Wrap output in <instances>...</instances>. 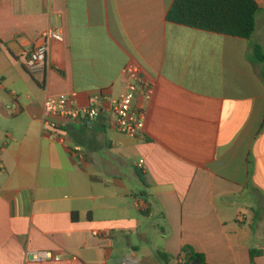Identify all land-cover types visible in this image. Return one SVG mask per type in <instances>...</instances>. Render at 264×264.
Instances as JSON below:
<instances>
[{"label": "crops", "instance_id": "obj_1", "mask_svg": "<svg viewBox=\"0 0 264 264\" xmlns=\"http://www.w3.org/2000/svg\"><path fill=\"white\" fill-rule=\"evenodd\" d=\"M175 1L0 0V264H264V0L251 39L169 22ZM132 64L154 86L139 138L114 116ZM60 96L103 113L48 116Z\"/></svg>", "mask_w": 264, "mask_h": 264}, {"label": "built area", "instance_id": "obj_2", "mask_svg": "<svg viewBox=\"0 0 264 264\" xmlns=\"http://www.w3.org/2000/svg\"><path fill=\"white\" fill-rule=\"evenodd\" d=\"M48 40L63 43L64 35L61 31H50L43 37L44 43L35 47L26 59L25 64L28 72L34 74L44 68L47 59L46 43ZM126 78L128 91L114 107L115 126L119 133L131 138H139L143 136L145 131L146 110L142 105H135V100L141 94L146 102L151 101L154 96V86L153 83L142 78V69L135 64L129 65L126 69ZM45 110L48 116L83 122L95 121L103 113V110L96 105L87 109H80L75 97L68 96L48 99L45 103ZM46 124L52 132L58 131L59 126L56 123L46 121ZM72 154L79 158L81 149L74 147ZM2 169L3 166L0 165V171ZM95 234L98 236V233ZM32 260L43 263L51 260L59 261V258H54L52 253H34Z\"/></svg>", "mask_w": 264, "mask_h": 264}, {"label": "trees", "instance_id": "obj_3", "mask_svg": "<svg viewBox=\"0 0 264 264\" xmlns=\"http://www.w3.org/2000/svg\"><path fill=\"white\" fill-rule=\"evenodd\" d=\"M259 10L255 0H176L168 12L167 20L202 31L251 39L256 31ZM257 52H261L260 48H257ZM183 253L184 264H208L203 256L189 248H185ZM260 254L256 250L251 251L253 264ZM159 256L169 264V256L164 253Z\"/></svg>", "mask_w": 264, "mask_h": 264}]
</instances>
